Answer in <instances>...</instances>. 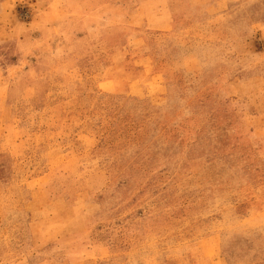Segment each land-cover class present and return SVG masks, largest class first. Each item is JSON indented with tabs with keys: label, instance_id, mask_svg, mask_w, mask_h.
<instances>
[{
	"label": "rangeland",
	"instance_id": "rangeland-1",
	"mask_svg": "<svg viewBox=\"0 0 264 264\" xmlns=\"http://www.w3.org/2000/svg\"><path fill=\"white\" fill-rule=\"evenodd\" d=\"M209 1L163 2L149 46L102 7L0 0V255L264 264V1Z\"/></svg>",
	"mask_w": 264,
	"mask_h": 264
},
{
	"label": "crops",
	"instance_id": "crops-1",
	"mask_svg": "<svg viewBox=\"0 0 264 264\" xmlns=\"http://www.w3.org/2000/svg\"><path fill=\"white\" fill-rule=\"evenodd\" d=\"M77 8L93 9L94 7L105 8V17L102 21L108 24L120 23L121 25H108L104 31V38L110 40H123L122 44H134L143 41L149 46H158L170 41L171 26L167 18L157 12V9L166 0H75ZM264 1V0H263ZM218 0L209 1L205 13L212 15L220 9ZM117 8V10L115 9ZM95 11L96 8H95ZM117 11V13H115ZM87 17V15H86ZM94 17V16H93ZM102 19V18H101ZM95 23L94 18L83 21ZM97 24L100 21L96 22ZM116 28V29H115ZM97 26L88 29L80 38L93 40L97 37ZM122 42V41H121ZM129 42V43H128ZM34 220L35 209L30 212ZM32 222V221H31ZM31 222L22 229L24 237L29 242L33 241L29 227ZM0 264H87V259L75 257L71 254L50 253L37 260H31L29 256L15 257L14 255H0Z\"/></svg>",
	"mask_w": 264,
	"mask_h": 264
},
{
	"label": "trees",
	"instance_id": "trees-1",
	"mask_svg": "<svg viewBox=\"0 0 264 264\" xmlns=\"http://www.w3.org/2000/svg\"><path fill=\"white\" fill-rule=\"evenodd\" d=\"M136 110L143 111V107L133 109L132 113H134L135 115L140 113V112H137Z\"/></svg>",
	"mask_w": 264,
	"mask_h": 264
}]
</instances>
